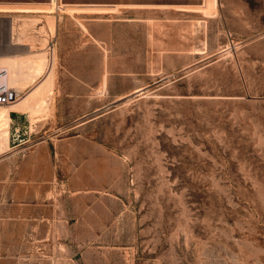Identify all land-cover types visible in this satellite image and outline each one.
I'll use <instances>...</instances> for the list:
<instances>
[{
	"label": "rangeland",
	"instance_id": "1",
	"mask_svg": "<svg viewBox=\"0 0 264 264\" xmlns=\"http://www.w3.org/2000/svg\"><path fill=\"white\" fill-rule=\"evenodd\" d=\"M0 52L46 58L19 99L51 71L11 113L0 264H264V0H0Z\"/></svg>",
	"mask_w": 264,
	"mask_h": 264
},
{
	"label": "bare ground",
	"instance_id": "2",
	"mask_svg": "<svg viewBox=\"0 0 264 264\" xmlns=\"http://www.w3.org/2000/svg\"><path fill=\"white\" fill-rule=\"evenodd\" d=\"M15 33V23L12 20L8 31L9 42L12 46H23L21 43H15ZM17 39L19 40V38ZM46 65L47 61L45 56L34 58L31 56L29 59L17 60L14 56L0 52V69L4 68L7 70V85L19 94L25 89V85L34 83L44 73L47 67ZM50 76L51 71L49 70L46 80L26 94L25 97L18 99L16 103L10 106H0V155L5 154L9 150L12 122L11 113L19 114L29 112L34 114L43 109L45 103L48 101L47 97L49 92H51Z\"/></svg>",
	"mask_w": 264,
	"mask_h": 264
},
{
	"label": "built area",
	"instance_id": "3",
	"mask_svg": "<svg viewBox=\"0 0 264 264\" xmlns=\"http://www.w3.org/2000/svg\"><path fill=\"white\" fill-rule=\"evenodd\" d=\"M7 70L0 69V106H10L18 101L19 93L7 85Z\"/></svg>",
	"mask_w": 264,
	"mask_h": 264
},
{
	"label": "crops",
	"instance_id": "4",
	"mask_svg": "<svg viewBox=\"0 0 264 264\" xmlns=\"http://www.w3.org/2000/svg\"><path fill=\"white\" fill-rule=\"evenodd\" d=\"M25 5L27 7H30V8H46V7H49L51 6V2H47V3H37V2H32V3H25ZM23 15H27V16H31V17H42V18H50V19H55L56 21V31H57V34H58V23H59V16H58V13L55 11V12H28V13H22Z\"/></svg>",
	"mask_w": 264,
	"mask_h": 264
}]
</instances>
